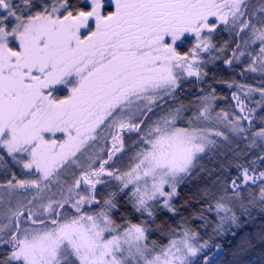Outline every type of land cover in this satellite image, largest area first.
<instances>
[{"label": "snow or ice", "instance_id": "1", "mask_svg": "<svg viewBox=\"0 0 264 264\" xmlns=\"http://www.w3.org/2000/svg\"><path fill=\"white\" fill-rule=\"evenodd\" d=\"M221 56L259 86L181 102ZM234 141L264 153V0H0V163L23 170L0 183V264H209L194 224H235L253 186L264 202V155ZM224 149L237 174L181 204Z\"/></svg>", "mask_w": 264, "mask_h": 264}, {"label": "trees", "instance_id": "2", "mask_svg": "<svg viewBox=\"0 0 264 264\" xmlns=\"http://www.w3.org/2000/svg\"><path fill=\"white\" fill-rule=\"evenodd\" d=\"M74 2L83 5L85 0H74ZM257 2L258 0H252L253 4ZM228 39H230L228 33L223 30L215 36L217 44ZM188 47L189 45L186 44L181 50L185 51ZM223 58L221 56L220 59L205 65L204 71L207 72V76L204 81L189 79L182 84V90L179 92L181 102L189 105L191 101L195 100L201 89L208 91L211 88H215L217 96L229 98L227 100L219 99L216 102L217 111L222 108L230 109L231 104L234 102L230 100L232 91L226 86L227 82H235L252 87L259 86L261 80L259 74L244 73L242 75L243 65L229 67L223 63ZM259 126L260 121L257 118L255 127L258 128ZM237 143H239V148L247 153L246 155H241L238 162L247 164L256 161L254 166L260 167L261 165L256 160V155H264V153H261L259 148L248 149L243 142L239 141H234L232 147L236 148ZM231 160L232 153L227 152L226 149L219 156H206L201 161V165L207 172L200 175L199 178H193L192 181L187 182L181 190L180 203L184 204L198 188L211 187L217 176L222 175L221 166H224L225 172H229L226 162ZM126 164L127 160L125 159L120 166L125 167ZM14 168L15 166L6 163V161L0 163V183L10 178L12 173H17ZM229 174L236 175V168L232 167ZM229 195H232V193H229ZM241 196L243 197V207L240 206L238 201H233L229 205L238 218L235 224L228 221L217 231L219 217L215 213L209 215L210 224L206 229L199 222L194 224V227L200 232V243L208 241L209 247L205 249L204 254L208 257L209 264H264V202L259 200V192L255 186L242 190ZM182 215L189 217L190 213L184 211ZM221 215L224 214L221 213ZM164 219L168 223H172L167 217H164ZM179 219L177 217V222ZM156 239H159V237H156Z\"/></svg>", "mask_w": 264, "mask_h": 264}, {"label": "rangeland", "instance_id": "3", "mask_svg": "<svg viewBox=\"0 0 264 264\" xmlns=\"http://www.w3.org/2000/svg\"><path fill=\"white\" fill-rule=\"evenodd\" d=\"M256 74H259V73H256ZM193 79H194V78H193ZM234 90H235V89H231V91H234ZM258 99H259V95H258V94H254V96H253V100H258ZM216 102H217V101H216ZM216 104H217V103H216ZM216 104H215V106H216ZM216 108H217V107H216ZM4 161H6V163H10V164H12L13 166H15L14 169H16V172H17L16 174H17V176H21V175H22L23 170L21 169V167H20L19 165L13 163L10 157H7V156H6ZM2 191H3V190L0 189V192H2ZM51 191H52V192L57 191L55 185L52 186ZM34 194H35V190H29L28 192L23 193V195H26V196H28L29 198H31V196L34 195ZM49 194H50V193H49Z\"/></svg>", "mask_w": 264, "mask_h": 264}, {"label": "flooded vegetation", "instance_id": "4", "mask_svg": "<svg viewBox=\"0 0 264 264\" xmlns=\"http://www.w3.org/2000/svg\"><path fill=\"white\" fill-rule=\"evenodd\" d=\"M186 45V44H185Z\"/></svg>", "mask_w": 264, "mask_h": 264}]
</instances>
